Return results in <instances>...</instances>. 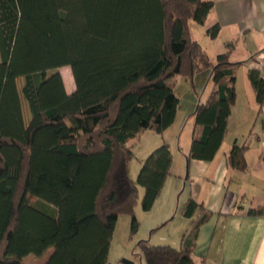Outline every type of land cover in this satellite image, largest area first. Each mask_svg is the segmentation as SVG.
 <instances>
[{"label":"trees","instance_id":"trees-1","mask_svg":"<svg viewBox=\"0 0 264 264\" xmlns=\"http://www.w3.org/2000/svg\"><path fill=\"white\" fill-rule=\"evenodd\" d=\"M213 7L210 0H0V264H25L29 255L45 258L43 264H109L119 215L130 214L131 230H138V186L149 211L171 175L172 151L164 141L134 181L129 143L174 124L177 75L210 71L213 88L193 112L186 157L190 168L192 159L216 156L243 63L232 61L231 51L213 62L192 36L190 21L204 24ZM220 29L215 23L206 32L215 39ZM63 66L74 75L71 94ZM248 78L264 107V77L250 69ZM245 150L233 147L231 167L246 170ZM35 198L54 206V214L36 220ZM200 206L189 198L182 213L192 217ZM248 213L264 216V207ZM209 214L194 224L183 248L140 241L147 264H201L193 239ZM13 242L16 252L9 254Z\"/></svg>","mask_w":264,"mask_h":264},{"label":"crops","instance_id":"crops-1","mask_svg":"<svg viewBox=\"0 0 264 264\" xmlns=\"http://www.w3.org/2000/svg\"><path fill=\"white\" fill-rule=\"evenodd\" d=\"M210 1L214 2V7L204 24L206 28L215 23L221 27L215 39L207 35L213 51L211 56L209 48L206 49L210 58L213 60V57L231 51V60L243 63L236 68V102L216 156L210 161L192 159L188 178L177 162L184 161L179 157L180 152L185 156L190 148L196 127L194 111L177 125L178 110L174 124L164 133H157L160 136L154 141L157 144L148 149L152 152L156 145L166 141L172 151L173 165L152 209L158 206L165 223L174 224V231L181 237V248L184 239L191 237L194 224L203 214L210 213L193 239L194 258L201 264H264V216L248 213L251 208L264 207V107L260 108L248 78L250 69H258L264 77V0ZM190 29L193 36L191 22ZM69 68L63 66L60 72L66 90L71 94L75 86L73 88L67 71ZM240 68H244L242 74ZM63 70H66L65 74ZM148 131L154 132L146 130L132 142L144 137ZM242 145L246 146L245 171L231 167L228 162L233 147ZM129 146L132 147L130 143ZM189 198L202 204L192 217L182 213Z\"/></svg>","mask_w":264,"mask_h":264},{"label":"rangeland","instance_id":"rangeland-1","mask_svg":"<svg viewBox=\"0 0 264 264\" xmlns=\"http://www.w3.org/2000/svg\"><path fill=\"white\" fill-rule=\"evenodd\" d=\"M192 26V32L195 39H197L205 49L209 48V52L212 56L213 51L209 46V40L207 38V28L205 24H199L195 21H190ZM209 46V47H207ZM213 62L216 61V58L213 57ZM239 72L242 74L244 68H240ZM66 70H63L65 74ZM69 75L71 77V82L73 83V88L75 86L76 90V82L74 79V75L72 69H67ZM174 78L177 79L176 85V94L179 98V117L178 124H181V121L184 122L186 116H188L191 112L196 108L199 100L205 101L210 90L212 88V83L210 80V71L204 70L200 73H196L193 77H184L177 75ZM173 78V79H174ZM25 80L21 79L19 81V86L22 87ZM22 104H23V112L24 118L27 124L31 119V113L29 110V106L27 101L24 99L22 95ZM182 128V127H181ZM157 132L148 131L144 137L139 140L130 141V145L132 146V150L134 153L133 158L130 160V177L136 181L138 177V173L140 171L141 165L143 161L147 158L150 149V146H154L155 139L157 137ZM169 136V134H168ZM174 138V136H172ZM170 137V138H172ZM176 138V137H175ZM172 140V139H171ZM176 142V141H175ZM174 142V144H176ZM159 145V144H158ZM156 145V147L158 146ZM152 148V147H150ZM180 151V150H179ZM179 157L184 159L181 160V164L177 166L181 167V170L185 172L184 175L189 173L190 168L188 166V160L186 155L184 156L182 152H180ZM178 159V157H177ZM179 161V159L177 160ZM139 187L137 202L134 207V214L138 220V230L136 232H132V216L127 213H121L119 215L113 238L110 248L109 254V264H124L123 259H128L134 262V264H147L144 255L141 252L139 242L140 241H148L153 245H171L176 248H181V237L178 232L174 231V224L165 223L166 220H163V216H160V208L158 206L154 207L149 211L143 210L141 206L142 198L144 195V188L142 186ZM32 204L34 205V216L36 220H45L48 219L50 215L54 214V206L38 199H32ZM177 207H179V203H176ZM182 205H180L179 210ZM173 221H177L174 219ZM9 254L16 252V247L14 242L10 245L8 249ZM45 258L37 257L35 255H29L24 258L25 264H43Z\"/></svg>","mask_w":264,"mask_h":264},{"label":"water","instance_id":"water-1","mask_svg":"<svg viewBox=\"0 0 264 264\" xmlns=\"http://www.w3.org/2000/svg\"><path fill=\"white\" fill-rule=\"evenodd\" d=\"M124 264H134V262L133 261H131V260H128V259H123V261H122Z\"/></svg>","mask_w":264,"mask_h":264}]
</instances>
